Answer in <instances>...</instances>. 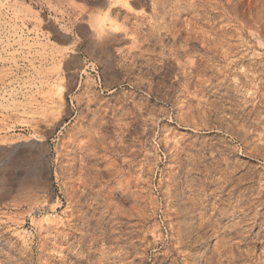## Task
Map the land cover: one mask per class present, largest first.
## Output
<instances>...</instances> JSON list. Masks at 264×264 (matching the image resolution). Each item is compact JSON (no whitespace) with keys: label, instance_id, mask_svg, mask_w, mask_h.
<instances>
[{"label":"rangeland","instance_id":"obj_1","mask_svg":"<svg viewBox=\"0 0 264 264\" xmlns=\"http://www.w3.org/2000/svg\"><path fill=\"white\" fill-rule=\"evenodd\" d=\"M0 264H264V0H0Z\"/></svg>","mask_w":264,"mask_h":264},{"label":"bare ground","instance_id":"obj_2","mask_svg":"<svg viewBox=\"0 0 264 264\" xmlns=\"http://www.w3.org/2000/svg\"><path fill=\"white\" fill-rule=\"evenodd\" d=\"M137 1V0H136ZM227 2H229V0H225V3H227ZM100 21L98 20V22L97 23H99ZM101 23V22H100ZM94 25H96V23H94ZM93 26V25H92ZM97 26H98V24H97ZM102 26V25H101ZM101 29H102V27H100ZM108 31V30H107ZM94 33V32H93ZM101 37H102V35H101ZM113 38V37H112ZM97 40V39H96ZM61 98V97H60ZM62 101V100H61ZM59 102H60V100H59ZM63 102V101H62ZM62 104V103H61ZM65 104V103H64ZM37 139V138H36ZM38 141L40 140V139H37ZM36 148V149H35ZM33 150H30V149H19L16 153L15 152H13V156H12V159H11V161L10 162H8L9 163V165L8 166H10V167H13V166H16L18 163H20V162H22L23 164L25 163V164H27V163H34V161H29L28 159H25L26 157H28V156H35L36 154H38V151L39 150H41V148L40 147H38V146H36ZM16 150V149H15ZM5 151H6V153H7V151H9V152H12V151H10L9 150V148H5ZM10 156V155H9ZM30 157V158H31ZM11 158V157H10ZM8 160V159H7ZM9 161V160H8ZM7 163V162H6ZM5 163V164H6ZM21 164V163H20ZM7 165V164H6ZM22 165V164H21ZM32 177H33V179H35V181H36V183H38L39 185L42 183V181H41V179H42V175L38 172V173H36V168H35V173L33 174V175H31ZM31 177V178H32ZM44 184V183H43Z\"/></svg>","mask_w":264,"mask_h":264},{"label":"water","instance_id":"obj_3","mask_svg":"<svg viewBox=\"0 0 264 264\" xmlns=\"http://www.w3.org/2000/svg\"><path fill=\"white\" fill-rule=\"evenodd\" d=\"M38 145H39V144H38ZM36 146H37L36 143H30V144L25 143L24 146H23V149H26V150H27V149L33 150ZM40 146H41L42 148H44V149L47 148V146H42L41 144H40ZM44 166H45V169L48 170V159H47V158L44 159Z\"/></svg>","mask_w":264,"mask_h":264}]
</instances>
